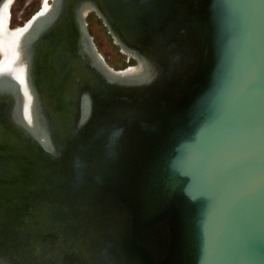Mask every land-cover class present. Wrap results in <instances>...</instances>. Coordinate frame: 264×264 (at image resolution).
Here are the masks:
<instances>
[{
    "label": "water",
    "instance_id": "95a60500",
    "mask_svg": "<svg viewBox=\"0 0 264 264\" xmlns=\"http://www.w3.org/2000/svg\"><path fill=\"white\" fill-rule=\"evenodd\" d=\"M49 1L0 0V264H264V0Z\"/></svg>",
    "mask_w": 264,
    "mask_h": 264
},
{
    "label": "rangeland",
    "instance_id": "374dc122",
    "mask_svg": "<svg viewBox=\"0 0 264 264\" xmlns=\"http://www.w3.org/2000/svg\"><path fill=\"white\" fill-rule=\"evenodd\" d=\"M41 0H15L11 7V27L22 25L27 21L40 7ZM92 20V21H91ZM90 33L95 39V43L100 53L110 62L114 68H122L126 63L123 56L118 53L117 48L112 44L110 37L101 25L100 21L94 16L89 18ZM93 21L97 22L96 27ZM93 24V25H92ZM40 221L50 218V211H45L35 215Z\"/></svg>",
    "mask_w": 264,
    "mask_h": 264
},
{
    "label": "bare ground",
    "instance_id": "6f19581e",
    "mask_svg": "<svg viewBox=\"0 0 264 264\" xmlns=\"http://www.w3.org/2000/svg\"><path fill=\"white\" fill-rule=\"evenodd\" d=\"M11 1L12 0H7L5 6L3 8V15L7 16L10 13V19H11V7L14 4L13 3L9 8ZM14 2H15V0H14ZM49 2H50L49 0H41V3H43V10L47 9V7H48L47 5L49 4ZM87 22H88V19H87ZM16 27H11V25H10V29H14ZM88 29H89V23H88ZM22 32L23 31H17V30L16 31L13 30L11 32L10 31L8 32L3 27V24L0 21V57H1L0 71L5 69L8 62L10 63V62L15 61V60L17 61V63H16L17 64V72L20 71V68L23 69L21 59H19L20 46H21V41H22L21 39H22V35H23ZM89 32H90V30H89ZM18 40H19V42H18ZM94 42H95V40H94ZM95 45H96V43H95ZM96 47H97V45H96ZM97 49H98V47H97ZM105 60H106V58H105ZM106 62H107V60H106ZM5 73H3V74H5ZM18 79L21 80L20 84H21L23 93L26 94V87L24 85L23 75L20 74L18 76ZM27 104H28V102L26 101L25 105L27 106Z\"/></svg>",
    "mask_w": 264,
    "mask_h": 264
},
{
    "label": "snow or ice",
    "instance_id": "6c2138e0",
    "mask_svg": "<svg viewBox=\"0 0 264 264\" xmlns=\"http://www.w3.org/2000/svg\"><path fill=\"white\" fill-rule=\"evenodd\" d=\"M253 72H254V68H253ZM248 87H249L250 90H255V89H256V87H257V81H256L254 75H253V77L248 81ZM253 98H254V97H253ZM253 134H254V132H253V130L250 128V129H249V138H250V140H251V137H252ZM254 151H255L254 147H252V146L250 145V147L248 148V150L244 153V154H245V158H246L247 160H251V158H252V154L254 153Z\"/></svg>",
    "mask_w": 264,
    "mask_h": 264
},
{
    "label": "flooded vegetation",
    "instance_id": "af4514ba",
    "mask_svg": "<svg viewBox=\"0 0 264 264\" xmlns=\"http://www.w3.org/2000/svg\"><path fill=\"white\" fill-rule=\"evenodd\" d=\"M91 16H94V14H90L89 16H88V20H89V18L91 17ZM95 17V16H94ZM96 18V17H95ZM97 20H99L98 18H96ZM92 21V20H91ZM100 21V23H101V25L103 26V24H102V22H101V20H99ZM88 23H89V21H88ZM93 23L95 24L94 26L96 27V25H97V22L96 21H93ZM93 25V24H92ZM103 28L105 29V31H106V28L103 26ZM89 30H91L90 29V25H89ZM106 33H107V31H106ZM117 33V32H116ZM108 34V33H107ZM119 35V34H118ZM108 36L110 37V39H111V42H112V38H111V36L108 34ZM120 37V36H119ZM121 38V37H120ZM122 39V38H121ZM95 40V39H94ZM112 44H113V42H112ZM114 45V44H113ZM115 46V45H114ZM116 47V46H115ZM117 48V51H118V53L119 54H121L120 53V51H119V48L118 47H116ZM122 55V54H121ZM123 56V61L126 63L122 68H114V67H112V65L111 64H109L110 62L107 60V58H106V60H107V63L109 64V66H111L112 68H114V69H116V70H120V69H124V68H126V67H128V66H132V65H134L135 64V61L134 60H132V59H129V60H127V58L124 56V55H122Z\"/></svg>",
    "mask_w": 264,
    "mask_h": 264
}]
</instances>
